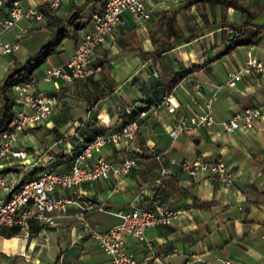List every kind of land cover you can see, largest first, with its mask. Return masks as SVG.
Returning a JSON list of instances; mask_svg holds the SVG:
<instances>
[{"label":"crops","instance_id":"1","mask_svg":"<svg viewBox=\"0 0 264 264\" xmlns=\"http://www.w3.org/2000/svg\"><path fill=\"white\" fill-rule=\"evenodd\" d=\"M11 0H1L0 13H6ZM22 7H40L46 0H19ZM82 0H62L50 7L60 16L68 14L72 3ZM255 11L254 20L264 22V0H244ZM151 16L137 22L124 10L112 36L96 45L92 61L100 63V70L115 82L111 90L98 94L93 104L81 97L83 78L70 81L53 78L44 80L41 74L46 66L62 64L71 54L79 34L87 27L93 11L102 4L88 2L82 9L84 24L77 38H64L32 72L36 88L58 94L52 111L40 121L28 126L18 136L17 144L27 151L26 158L0 157V197H7L17 181L30 178L42 169L67 170L70 153H76L86 138L103 130H114L138 116L139 127L130 137L101 148L113 163L130 155H137L139 166H132L119 179L109 176L83 180L74 187L92 199L101 201L113 211L90 210L82 216L74 203L66 208L52 210V221L30 219L39 224L31 230L22 227L6 235L0 232V264H105L108 254L90 235L91 226L105 229L120 220L115 211L126 210L135 199L138 204L153 206L162 199L181 211L171 223H157L145 227V235L152 240L148 247L132 235L128 245L137 255L136 264H257L264 254V74L251 69L243 73L234 86L222 84L227 71L241 66L252 53L264 61V25L258 27L250 42L225 50L229 40L230 21L239 22L240 12L231 6L226 9V23H211L203 32L188 40H176L173 47L160 57H143L142 49H151L150 29L161 11L180 9L183 0H146ZM194 5H191V7ZM217 12V10H216ZM195 17L197 13L191 11ZM180 16V15H179ZM28 30L17 36L18 25ZM2 39L16 40L17 48L0 53V77L13 59L32 55L47 40L56 35L45 26V16L22 18L1 34ZM185 70L179 80L170 86L171 74ZM200 81L203 94L216 91L213 111L216 121L194 130L191 135L181 132L176 137L168 129L181 113L192 107L186 105L192 82ZM171 93L178 105L171 111L164 97ZM258 105L261 115L247 128L225 129L218 121L245 106ZM155 108V111L152 109ZM152 151V153H150ZM161 151L162 159L174 157L191 159L221 158L233 172L232 182L224 184L207 176H189L178 162L169 163L172 172L163 184L153 191L140 193L157 172L154 153ZM55 193L70 192L56 187ZM29 225V223H28ZM224 259H229L225 262Z\"/></svg>","mask_w":264,"mask_h":264},{"label":"built area","instance_id":"2","mask_svg":"<svg viewBox=\"0 0 264 264\" xmlns=\"http://www.w3.org/2000/svg\"><path fill=\"white\" fill-rule=\"evenodd\" d=\"M61 1L46 0V3L50 7H57ZM124 10L129 11L137 22H145L151 16V8L146 0H105L100 10L91 13L87 27L79 34L69 57L62 64L46 66L41 78L70 81L92 75L100 70L101 64L92 61L93 49L108 36L113 35ZM40 16V10L32 6L24 8L19 0H11L6 13H0V53L13 51L18 46L16 40L1 38L4 31L16 25L22 18L33 19ZM27 30L26 24L18 25L16 37ZM251 69L264 74V61L252 53H247L244 63L235 69H229L223 83L216 84V88L222 84L234 86L243 73ZM192 85L186 103L192 108L189 112L181 113L168 129L171 137H176L181 132L191 135L194 130L217 120L213 111L216 91L204 95L200 81L195 80ZM12 89L15 101L14 114L8 126L0 130V157L11 155L26 158V149L17 144L18 136L25 128L40 121L52 111L58 101V94L38 90L34 75L14 84ZM164 100L170 105L171 111H174L178 103L173 102L171 93H168ZM152 111H155V108ZM146 112L147 109H140L138 116ZM260 115V107L251 105L237 109L230 116L218 121L225 129L233 130L252 126L256 117ZM138 116L130 118L117 129L95 133L76 153L69 151L71 164L67 170L42 169L30 178L15 182L14 190L9 196L0 197V224H17L20 228H26L32 218L51 222L52 210L64 209L69 203L78 206L81 216L90 210L113 211L103 202L92 199L74 186L83 180L107 178L110 175L119 179L132 166L141 164L137 155H130L118 163H113L101 153L102 146L118 141L122 135L133 136L139 127ZM154 157L158 166L157 172L151 181L140 189V193L153 191L163 184L166 175L172 172L169 163L175 162H178L189 176L203 175L224 184L231 183L233 179L232 170L221 158L207 159L195 156L176 161L171 156L166 162L162 159L161 151L155 152ZM0 183L7 187L1 172ZM56 187L69 188L70 192L57 194L54 191ZM180 211L179 208L170 206L162 199H155L152 207L138 204L134 199L128 209L115 211L120 216L117 223L105 229L91 226L87 220H84V225L108 254L105 264H136L137 255L128 245L127 235H132L144 245L151 247L153 243L145 235V227L157 223H171L179 216ZM224 261L229 262V259ZM257 264H264V254Z\"/></svg>","mask_w":264,"mask_h":264},{"label":"trees","instance_id":"3","mask_svg":"<svg viewBox=\"0 0 264 264\" xmlns=\"http://www.w3.org/2000/svg\"><path fill=\"white\" fill-rule=\"evenodd\" d=\"M98 2L103 4L105 0H82L74 2L67 15L60 16L51 10L45 3L40 7L45 16V26L56 35L54 40L43 42L37 50L30 56L22 59H13L6 71L0 77V130L6 128L14 114V96L13 85L28 79L33 70L52 52L56 50L57 45L64 38L75 40L78 29L84 24L81 9L88 2ZM191 5L199 6L197 17L191 13L194 21L189 20V15L184 11ZM217 6V12L215 11ZM231 6L238 10L241 15L239 22L230 21L231 33L227 35L229 40L225 50L241 43L250 42L252 36L257 32L258 27L264 25V22L254 20L255 11L244 0H183L180 9H171L161 11L156 19L154 26L150 29V39L154 44L151 49H142L139 46V53L143 57H160L163 53L169 51L176 40L188 41L203 32L205 27L211 23L227 24L226 9ZM207 7L209 11H207ZM179 15L182 16L180 21ZM185 70L170 75L169 84L173 85L180 79ZM81 97L88 103L93 104L98 94L105 90H111L114 80L106 73H101L97 78L92 75L82 77ZM92 137L85 140L88 141ZM152 153V151L150 152ZM39 224L29 222L28 228L35 230ZM20 229L17 224H0V232L6 235L13 234Z\"/></svg>","mask_w":264,"mask_h":264},{"label":"rangeland","instance_id":"4","mask_svg":"<svg viewBox=\"0 0 264 264\" xmlns=\"http://www.w3.org/2000/svg\"><path fill=\"white\" fill-rule=\"evenodd\" d=\"M199 8H200L199 6L194 5V6L190 7L189 9L185 10L184 13L187 14V15H189V20L190 21H194V18L191 15V11H195V13H197V11L199 10ZM214 9L216 11L217 10V6H215ZM207 11H209V8L208 7H207ZM179 19H180V21L182 20V16L181 15L179 16Z\"/></svg>","mask_w":264,"mask_h":264}]
</instances>
